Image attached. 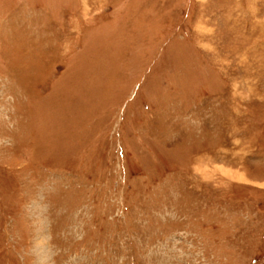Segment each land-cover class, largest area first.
Listing matches in <instances>:
<instances>
[{
  "label": "rangeland",
  "instance_id": "374dc122",
  "mask_svg": "<svg viewBox=\"0 0 264 264\" xmlns=\"http://www.w3.org/2000/svg\"><path fill=\"white\" fill-rule=\"evenodd\" d=\"M0 264H264V0H0Z\"/></svg>",
  "mask_w": 264,
  "mask_h": 264
}]
</instances>
